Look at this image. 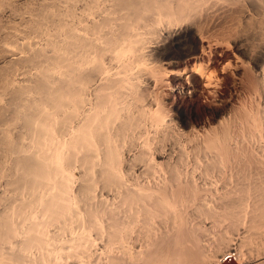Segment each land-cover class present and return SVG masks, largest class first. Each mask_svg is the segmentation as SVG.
I'll list each match as a JSON object with an SVG mask.
<instances>
[{"label": "bare ground", "instance_id": "6f19581e", "mask_svg": "<svg viewBox=\"0 0 264 264\" xmlns=\"http://www.w3.org/2000/svg\"><path fill=\"white\" fill-rule=\"evenodd\" d=\"M0 179V264L202 262L264 210V0H0Z\"/></svg>", "mask_w": 264, "mask_h": 264}, {"label": "rangeland", "instance_id": "374dc122", "mask_svg": "<svg viewBox=\"0 0 264 264\" xmlns=\"http://www.w3.org/2000/svg\"><path fill=\"white\" fill-rule=\"evenodd\" d=\"M224 66H225V63L221 65L222 69L219 67V69L215 71L216 73L214 72L215 73L214 76H216L215 79H217L216 81L218 83L217 84L218 86H215L213 88L214 90H220L221 89V86H222L221 84L227 76L226 73H228L229 72L228 70H231V68H232V66L230 64L227 67L225 66L226 69ZM34 71L36 72V70H33L32 72H34ZM22 76L25 77L24 74H21V76H19V78H21ZM163 76H165V75H162V77ZM234 76H233V78L236 79V75H234ZM221 80H223V81H221ZM169 81H170V74H169V76L166 75L165 77H163L164 88H166L165 89L166 91H168V90L170 91V89H169L170 87L168 86ZM220 81H221V83H220ZM216 87H217V89H216ZM177 89H178L177 86L173 88V90H172L173 95L171 96V98L167 99V103L169 104V106H172V104H173L172 102L177 100L179 102V104L183 107L185 114L189 117H192L191 109H190L188 102H187V99H186V96L188 94V93H186L187 91L183 94ZM240 94H241V96L240 95L235 96L234 99L231 101V104L233 105V107L237 106V108H240V107H238L239 105H241V107H242L244 105V103H248V101H247L248 99H246L247 97L243 93V91ZM243 96L245 98V101L243 100L244 99L243 98L242 99L243 102H242L241 98ZM240 102L242 104H240ZM189 128L190 127H187L186 130H188ZM0 180L2 181V183H4V181H5V179H0ZM1 181H0V183H1ZM69 194L70 193H68V194L65 193L64 196L66 195V197H68ZM2 210L3 209H0V212ZM192 210L193 209H185V210H183V213L187 212V211L191 212ZM233 210L238 211L239 209H233ZM246 210L241 213V215H243V216H241L242 221L240 222V224L239 223L238 224L236 223L237 225L233 224V227L231 226V223L229 222V220H227L223 223H219V224H214L212 220H210L208 218L205 219L204 216H202L201 218L197 217L196 219L191 220L190 224L188 223L185 228H187V227L192 228V226H197V228H201L198 231V235H199V237H198L199 238L198 239V251L200 250V252L202 253V254H200V255H202L201 256L202 262H198V261L192 262V261H188V260L185 261L186 259H181V261L176 262V263H171V264H217L218 262H219V264H258V263L264 264V215H263V217L261 216V214L264 213V210L263 211H260L261 209H256V210L255 209H246ZM64 212H67V211H64ZM189 214H191V213H189ZM196 214H197V212H196ZM197 216H198V214H197ZM195 220H196V222L194 223ZM157 221H158L159 226L161 228V230L159 232L161 234V231L164 228V225L161 223V218H158ZM201 221H203V222H201ZM198 222H199V224H198ZM228 222H229V224H228ZM196 223H197V225H196ZM188 225H191V226H188ZM183 230H184L183 226L182 227L177 226L173 230V233H175L174 234L175 245L174 246L172 245V246L174 249H176L178 251V253L183 254V256L189 257L190 253H192L194 248L191 245V242L187 241L188 240L187 238H185V237L183 238V234H182ZM221 234L224 237H227L226 241H224V242L218 241L219 236H222ZM142 241L144 243V240H142ZM184 241L186 242V244ZM143 243L141 242V240L132 242V244L134 245V248H138V249H141L142 247H144L142 245ZM95 244L90 247V250L91 251L93 250V252H95V255L104 254L102 256L105 258L107 256V253L105 256L106 249H104V242L97 241ZM146 244H145V248H146ZM133 245H131V246L133 247ZM187 247H189V249ZM199 247H200V249H199ZM231 253L236 254L235 259L234 258H232V259L227 258L228 256L231 255ZM100 257H101V255H100Z\"/></svg>", "mask_w": 264, "mask_h": 264}]
</instances>
